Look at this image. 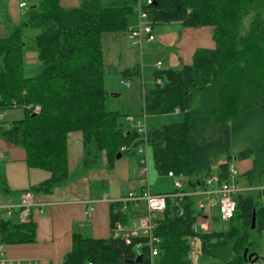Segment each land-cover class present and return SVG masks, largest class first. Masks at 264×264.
Instances as JSON below:
<instances>
[{
    "label": "trees",
    "instance_id": "16d2710c",
    "mask_svg": "<svg viewBox=\"0 0 264 264\" xmlns=\"http://www.w3.org/2000/svg\"><path fill=\"white\" fill-rule=\"evenodd\" d=\"M24 1L29 3L26 20L0 38V112L20 108L23 117L9 125L0 122V138L23 149L29 168L49 173L31 192H51L68 181L69 134H81L85 170L96 167L103 157L108 164L118 155L136 157L138 133L120 124L118 114L108 108L101 35L127 32L129 17L139 8L153 26L211 27L215 43L213 49L195 51L189 65L154 71V87L140 91V115H183L182 123L147 133L156 173L182 176L186 189L181 191L196 192L212 175L219 182H230V165L251 160V169L244 175L236 171L235 183L239 184L240 176L249 187L264 184V16L252 0H151V4L82 0L71 8L62 7L59 0ZM248 16L250 23L242 32ZM25 53L35 55L31 72L23 65ZM134 74L126 69L120 77L128 81ZM121 147L126 151L120 152ZM221 158L224 161L219 163ZM8 193L0 168V194ZM259 195L237 193L233 218L226 223L218 216L212 219L226 228L196 233L192 227L203 216L197 207L200 197L168 198L153 232L158 240L156 257L150 258L143 237L127 244L112 233L107 239L74 234L61 264H189L192 237L199 239L204 256L241 264L246 262L244 250L251 251V232L264 229ZM118 208L110 205L111 228L115 220L127 223L129 219ZM33 237L31 222L0 219V245L30 243ZM138 253L141 258L136 262Z\"/></svg>",
    "mask_w": 264,
    "mask_h": 264
},
{
    "label": "crops",
    "instance_id": "0c3cea01",
    "mask_svg": "<svg viewBox=\"0 0 264 264\" xmlns=\"http://www.w3.org/2000/svg\"><path fill=\"white\" fill-rule=\"evenodd\" d=\"M80 1L82 0H59V3L64 8H71L76 7ZM24 2V0H0V8L3 7L4 9L0 18V36L1 32H4L3 37H5L8 28L22 24L18 15L10 12L9 5H17L19 8V4ZM20 10L24 12L23 9ZM138 23V14L131 15L128 29H134ZM167 25L159 28L154 26L155 30H159V34H157L152 45L155 52L163 54L164 58L162 57V59L169 69L189 65L194 52L197 50L215 47L212 38L213 28L211 27L185 28L178 23ZM146 43L150 44L151 42ZM102 44L107 48L105 49L106 52H102L103 65L109 69L113 67L115 74H118L117 70H125L131 66L134 52H140L141 57L142 45L140 47L131 46L127 40L126 32L103 33L101 35V50ZM24 56L35 63L33 53H25ZM157 63H160V67L163 66V62L157 61ZM119 84L125 86V82L121 80ZM117 85L113 82L112 89H116ZM108 94L109 98L112 99L114 97L110 95L116 94V92L111 91ZM117 95L119 97V94ZM144 128L146 131L145 124ZM77 134H69L67 138L68 181L64 185L55 187L51 192L30 191L31 188L47 180L49 173L29 168L25 162L23 149L0 138V155L2 156L0 168L10 193L6 197L1 195V206L17 203L20 193L25 191L32 193L33 202L36 206L31 211L30 218L34 225L33 241L25 244L0 245V264H61L71 249L74 234L94 239H107L112 232L111 202L125 196L129 191L139 193L143 189L140 184V165L137 157L131 159L121 156L111 164H108L103 157L96 167L83 169L82 138L80 133ZM223 161L224 158H221L218 162L222 163ZM251 165V160H243L234 162L230 167L244 175L251 169ZM149 172L147 163L146 180H148ZM145 186L152 193H163L152 191L148 181ZM237 186L239 187V185ZM261 186L263 185L254 184L252 187L246 185L239 188L243 191L255 190L256 195H258V188ZM259 197L260 201L264 203V196L259 195ZM198 203L203 204L204 217L207 221L209 220L208 231L211 228L224 229L212 222V219L217 217L214 199L201 196ZM89 205L94 207L90 217L85 215ZM38 207H41L42 212L38 211ZM126 213L129 217L127 223H124L126 227L138 223L144 217L143 203L137 207L130 206ZM214 213L216 215H212ZM3 214V209L0 207V219ZM252 232L249 237V249L251 251L248 254H253L258 258V261L264 262V229L254 230V241H252ZM241 264H249V262Z\"/></svg>",
    "mask_w": 264,
    "mask_h": 264
},
{
    "label": "built area",
    "instance_id": "2783aa9c",
    "mask_svg": "<svg viewBox=\"0 0 264 264\" xmlns=\"http://www.w3.org/2000/svg\"><path fill=\"white\" fill-rule=\"evenodd\" d=\"M146 4H151V0H146ZM19 8L24 11L28 10V6L25 3H20ZM138 18L139 23L138 26L134 29H128L126 32L127 40L130 42L133 47H140L143 42H153L155 41V37L153 34L154 26L148 20L147 14L142 11L140 8L138 9ZM156 68H160V63L156 64ZM159 84L160 81L158 80ZM125 85L128 87L129 83L125 82ZM27 110H32L33 112L39 111V107L26 106ZM3 119L0 116V121ZM127 121L132 125L131 127L136 130L139 135L140 143L136 147V157L138 158V162L140 165V184L143 186V189L140 190L139 193H135L134 191H129L125 196L114 200L111 204H116L119 206L117 209L120 214H124L130 206L137 207L140 203H143L144 206V217L140 219L138 223H133L130 227H126L124 223L121 222L120 219L114 221L112 226V236L114 238H120L125 243H129L132 238L143 237L148 240V253L150 258L156 257L158 254V250L156 244L158 240L153 237V232L156 228V219L157 216L160 215L166 207V201L168 198L174 197H182L185 195H193V196H205L214 199V203L217 208V216L219 220L223 223L229 222L236 210V202L234 197L237 193L243 192L235 183L236 171L233 167L229 168L230 174V182L224 183L219 182L218 177L216 175L209 176L204 181V189L196 192H182L183 186V178L182 176H175L172 172L167 173V177L172 180V187L175 191L173 194H156L150 192L146 189L147 180V133L145 131L144 125L142 126L140 121L134 122L133 117H128ZM126 148L121 147L120 152H125ZM2 156L0 155V159ZM258 192L264 196V184L263 186L258 188ZM0 207L3 209L2 220H10L16 219L18 223L27 224L31 218V211L35 208V204L33 202V195L30 191L21 192L18 198L17 203L7 204L5 206H1V194H0ZM197 207L199 210L203 211L204 207L202 203H198ZM38 211L42 212L41 207H38ZM94 211V207L89 205L86 208L85 215L90 217ZM200 221H202L200 223ZM209 229V220L207 221L203 216L199 217L197 222L193 225L192 230L194 233L202 230L204 232ZM140 245H136V249H139ZM139 255V253H138ZM249 264H264L261 261H253L249 262Z\"/></svg>",
    "mask_w": 264,
    "mask_h": 264
},
{
    "label": "rangeland",
    "instance_id": "374dc122",
    "mask_svg": "<svg viewBox=\"0 0 264 264\" xmlns=\"http://www.w3.org/2000/svg\"><path fill=\"white\" fill-rule=\"evenodd\" d=\"M27 6H29L28 2H24ZM253 6L264 16V0H252ZM10 12L16 13L18 15L19 20L23 23L26 20V11L22 12L17 5L10 4L9 5ZM4 13L3 7L0 8V18ZM139 11L136 9L132 15L138 14ZM251 17L248 16L244 19L242 24V32H244L250 23ZM168 26L167 24L156 25V28L161 26ZM138 26V25H137ZM136 26V27H137ZM135 27V28H136ZM154 37L156 38L157 34H159L158 29H154ZM4 36V32H1V36ZM154 42V41H153ZM153 42L147 44L145 41L142 44V51L141 57L140 52H134L133 54V62L131 63L130 67L125 68L128 70L136 71L130 80L123 81L128 82L129 86L120 85L119 81L122 79L120 77V73L124 70H117L118 74H115L114 68L111 67L110 69L107 66L104 67V73L106 74L105 80V88L108 92L115 91L116 94H119V97L116 98H109L108 108L111 111H114L118 114V122L125 127H129L132 124L126 120V116H133L134 122L140 121L142 126L145 124L146 132H150L152 129H159L163 125L167 124H180L183 122V115L177 112L163 115V116H143L140 115V91L145 92L146 90L151 89L154 87V79H153V72L160 70H167L169 69L166 62L164 63L162 57L164 58L163 54L157 53L154 51ZM106 46L102 44V52H106ZM160 61L163 62V66L159 69L156 68V62ZM24 68L28 71H32L36 67V63L33 61H29L24 56L23 59ZM109 65V64H108ZM120 71V72H119ZM122 81V80H121ZM114 84H118L116 89H112ZM0 116L3 119L0 122H5L8 125L11 124L13 121L20 120L23 117V110L20 108L10 109L4 112H0ZM79 134V133H78ZM77 134V135H78ZM75 136V135H74ZM125 158H131L124 155ZM147 158H148V165L150 172L148 173V183L151 187L152 191H160L163 193H168L173 191L172 182L166 176H160L156 173L153 168V162L151 158L150 149H147ZM237 181L239 182V187H244L247 185V182L244 178L238 176ZM182 189H186V183L183 180ZM150 189V188H149ZM150 191V190H149ZM253 195H256L257 192L255 190L251 191ZM142 205V204H141ZM212 215H216L215 213ZM219 224V228H226V224L222 225ZM252 241L255 240V232H252ZM189 264H224L220 260L212 259L204 256L201 253L200 249V241L196 237H192L189 239Z\"/></svg>",
    "mask_w": 264,
    "mask_h": 264
},
{
    "label": "water",
    "instance_id": "95a60500",
    "mask_svg": "<svg viewBox=\"0 0 264 264\" xmlns=\"http://www.w3.org/2000/svg\"><path fill=\"white\" fill-rule=\"evenodd\" d=\"M111 97H117L118 95L117 94H111L110 95ZM119 155L116 157V159H119ZM251 229H254V218L252 219V225H251ZM243 259L246 261V262H253V261H256L257 260V257L254 256L253 254H248L247 250L245 249L244 252H243ZM140 255L137 256L136 258V262H138L140 260Z\"/></svg>",
    "mask_w": 264,
    "mask_h": 264
}]
</instances>
